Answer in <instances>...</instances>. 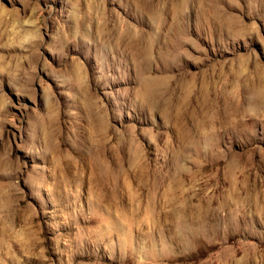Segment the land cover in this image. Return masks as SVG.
Instances as JSON below:
<instances>
[{"label":"rangeland","instance_id":"374dc122","mask_svg":"<svg viewBox=\"0 0 264 264\" xmlns=\"http://www.w3.org/2000/svg\"><path fill=\"white\" fill-rule=\"evenodd\" d=\"M0 264H264V0H0Z\"/></svg>","mask_w":264,"mask_h":264}]
</instances>
